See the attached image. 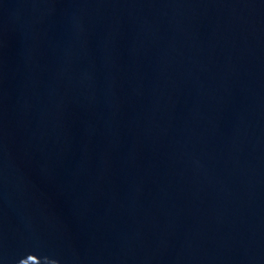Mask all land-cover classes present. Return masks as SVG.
Listing matches in <instances>:
<instances>
[{"label": "water", "instance_id": "water-1", "mask_svg": "<svg viewBox=\"0 0 264 264\" xmlns=\"http://www.w3.org/2000/svg\"><path fill=\"white\" fill-rule=\"evenodd\" d=\"M0 264H264V0H0Z\"/></svg>", "mask_w": 264, "mask_h": 264}]
</instances>
